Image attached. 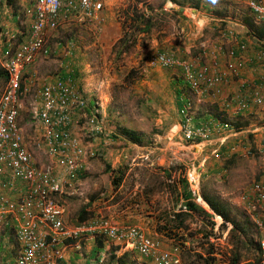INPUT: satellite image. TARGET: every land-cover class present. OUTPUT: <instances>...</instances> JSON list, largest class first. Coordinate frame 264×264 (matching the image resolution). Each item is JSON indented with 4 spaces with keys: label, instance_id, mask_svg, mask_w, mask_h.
Segmentation results:
<instances>
[{
    "label": "rangeland",
    "instance_id": "1",
    "mask_svg": "<svg viewBox=\"0 0 264 264\" xmlns=\"http://www.w3.org/2000/svg\"><path fill=\"white\" fill-rule=\"evenodd\" d=\"M32 1L28 0L30 3ZM196 2L197 0H105L102 12L103 30L100 34L95 35L83 26L70 25L60 26L52 31L51 43L48 36L51 54L43 60L50 70L42 76L43 84L57 76H63V71L74 74L76 86L88 103H92L94 107L97 102L101 106L98 109V119L106 130L104 134L94 138L82 137L83 144L91 145L86 148L87 154L82 159L85 169L80 175L77 174V184L74 180L71 181V186L64 187V194L59 197V201L65 206L63 216L67 225L81 222L77 218L84 207L88 214L84 221L101 217L116 221L105 208L119 201L116 199L113 203L116 189L112 180L114 175L121 172L127 180L143 183L142 194L134 196L127 191L120 200L122 204L128 206L137 199L144 203L147 201L149 206V198L154 208L153 216L160 220L161 209L168 206V203L170 206L176 205L175 193L169 185L176 184L179 178H186L196 188L192 180H196L194 178L200 173L199 195L203 188L218 198L238 223L245 227L246 234L234 231L228 223H220L218 229H214V224L219 219L212 216L210 209L205 211L207 215L194 213L185 219V229L178 231V234L186 237L184 242L188 243L183 252L184 264H205L206 260L209 261L208 264H230L231 258L237 253L240 257L239 264L253 262L260 256L256 242L258 228L252 214L245 207L242 196L248 192L249 185L261 177L259 170L264 164V153L254 148L255 152L246 154L240 143L242 145L239 151L234 154L228 152L229 155H226L225 150L221 147L218 149L212 142L211 134L210 138L208 136L197 144L186 141L179 126L177 92L180 89L183 101L188 100L190 115L197 124L210 126L212 115L214 117L220 112L212 110V98L197 101L192 97L186 84L181 81L183 75L179 67L166 68L158 61L159 55L172 53L177 60L193 65L200 61L209 62L213 53L210 51L207 54L204 48L212 47L214 41L223 40L222 32L218 30L227 28L218 23L215 25L216 29H213L212 23L217 21L212 20V17L228 15L233 18L236 14L242 18L250 14V9L245 0H200V3L198 0V7ZM22 7L19 8L20 19L11 22L16 29L31 26L32 20L24 13L26 4H22ZM135 12L145 18L150 25L148 29H145L146 25L142 21L134 20L135 15H138ZM116 23L119 24L118 28ZM228 27L238 29L240 26L229 23ZM19 35L24 34H17L12 42L18 44L24 40ZM202 48L204 52H201ZM58 49H61L62 54H58ZM64 54L71 56L66 57ZM64 61L70 63L67 68H64ZM40 87L36 85L31 92L22 95L20 125L25 133V141L34 151L35 160L42 164L47 162V155L45 148L36 144L40 139V124L33 116V109L38 103L37 89ZM230 100L227 101L231 102ZM247 115L227 116L226 121L231 124L232 133L248 123ZM119 128L138 132L142 136V144L125 140L120 136ZM219 132L218 136L221 137L229 133L226 130ZM213 149L220 152L218 159L213 157ZM209 162L221 172L210 175L207 172L210 170L207 168ZM203 163L204 171L201 165ZM148 189L154 190L151 196L147 194ZM71 191L74 193L71 194ZM197 202L202 205L201 200ZM156 227L148 229V234L151 233L148 236H154ZM158 235L161 234L157 232L154 238L167 245L168 242ZM162 237L165 238L164 235ZM8 240L9 243L15 241L11 235ZM14 244L16 245L15 242ZM12 254L15 256L16 251ZM211 258L215 259L213 263Z\"/></svg>",
    "mask_w": 264,
    "mask_h": 264
},
{
    "label": "built area",
    "instance_id": "2",
    "mask_svg": "<svg viewBox=\"0 0 264 264\" xmlns=\"http://www.w3.org/2000/svg\"><path fill=\"white\" fill-rule=\"evenodd\" d=\"M245 2L256 17L264 21V1ZM103 10L104 0H33L27 9L33 17L29 35L18 44L11 42L0 60L7 75V82L0 91V231L8 225L14 235L18 251L13 264H58L63 260V248L68 240L89 236L130 247L146 264H184L187 242L165 245L136 225L104 217L73 225L64 222L65 206L59 197L82 168V159L87 154L82 137L94 138L106 131L98 119L101 106L97 102L94 107L88 103L71 74L45 82L37 93L40 104L37 103L33 112L40 124L38 130L42 132L36 144L45 148L47 162L38 163L25 141L19 116L21 98L26 92L23 87L26 68L39 54L45 57L51 54L48 36L60 26L79 25L95 35L100 34ZM238 48L245 50L246 43L239 42ZM260 53L264 54V50ZM158 61L163 67L181 69L183 81L197 101L216 96L219 85L229 76H239L243 65L239 59L223 67L212 64V59L193 65L177 60L172 53L159 55ZM240 85L244 86L245 82ZM230 101L226 102L233 104L235 112H240L252 104L263 103L264 90L256 86L248 96H236ZM189 111L190 105L185 100L179 114L180 130L186 141L207 139L214 128L232 130L231 124L221 118H216L211 126H193ZM261 146L264 150V136ZM212 155L218 158V150H213ZM58 169L63 171L62 176ZM192 181L196 185L195 188L190 182L195 200L202 201L198 183ZM242 199L257 225L260 264H264V178L254 180ZM212 216L219 219L214 224V229H218L222 220L213 212Z\"/></svg>",
    "mask_w": 264,
    "mask_h": 264
},
{
    "label": "crops",
    "instance_id": "3",
    "mask_svg": "<svg viewBox=\"0 0 264 264\" xmlns=\"http://www.w3.org/2000/svg\"><path fill=\"white\" fill-rule=\"evenodd\" d=\"M14 3L15 4H12L9 0H0V26H2L0 28V44L2 46L0 47V60L2 59V55L6 47L10 45L12 41L15 40L14 36L20 33L23 34L24 32V35L22 36L25 39V37H27L30 32L29 31L30 27L26 29L24 27L23 29L20 28L16 29L11 24V22L12 21L16 22L18 19H20V9L23 8L22 4H26V7L24 8V13L25 15H28V18H30V20H32L33 17L27 12V9L31 6L32 3L28 2V0H15ZM249 16L254 18V21L257 23L262 21L258 19L251 10ZM212 20L217 21L212 23V25L214 26L213 29H216L215 25H218V23L219 25H223L224 27L225 26L227 27L218 30L219 32H222L223 40H220L219 42L214 41L215 44H213L212 42V47L204 48L207 51V54L210 51H212L213 53L212 64L214 62V64H218L219 67H223L227 65L226 63L235 61L236 59H239L243 62L239 76H229L226 81L222 82L219 85V89H220L219 93L216 94V96H212V102H214L212 106V110L215 112H220L224 120H228L227 117L228 115L241 116L242 114L246 113L248 114L247 117L249 121L247 119L246 122L248 123L243 126L241 125L240 126L241 129L236 131L235 133H232L231 130H229V133L225 134V136L222 137L218 136L220 132L217 130V128H214L212 129L211 140L214 144L217 145L218 149L221 147L223 151L225 150L224 153L226 155H229L228 152L234 154L236 153L235 151H239L240 145L242 144H243V148L246 150V154L252 151L255 152L254 148H257L259 151H261V153H264V150L261 146V138L262 136H264V102L261 104H252L249 108L242 110L240 112H235L234 107L226 102L228 99L234 100V97L236 96H241V97L248 96L251 90L256 86L264 90V54L260 53V50H264V41H259L256 38H254L252 35H250V31L247 28V25L244 24L243 21L244 19L241 18V15L235 14L233 18L232 16H228V15H224V16L215 15L212 17ZM229 23L237 24L240 27H237L238 29L230 28L228 27ZM118 25L119 24L116 23L117 28ZM19 36L20 38L22 37L21 35ZM50 36L51 33L49 34V42L51 43L53 40L50 38ZM239 42L246 43L245 50H240L238 48ZM204 49L202 48L201 52H204ZM231 51L233 54L229 55V52ZM58 54H62L61 49H58ZM64 55L66 57L71 56V54L69 55L64 54ZM44 57L45 56H43L42 54H39L35 62H33L31 65H29L26 68L25 77L23 81V87L26 89V92L24 93L25 95L31 92L33 89H35L36 85L42 87L44 80V79L41 80L42 76L46 75V72L50 70V67H48L49 65H46V62L43 60ZM64 60H67V58H65ZM64 62H65L64 68H67L70 65V63L69 61H64ZM203 63H205V61ZM67 74L70 73L68 71L67 72L63 71L62 73L63 76L61 77H66ZM50 76L52 75H49V77ZM243 81L245 82V85L241 86L240 84H242ZM6 82H7L6 72L0 65V91L4 88ZM40 88L37 90L39 91ZM38 104H40L39 100H38ZM208 116L210 115H207V117ZM216 117L217 114L214 115V117L212 115L211 120H209L210 126L213 123H215ZM20 120H21V113L19 116V122ZM200 124H197V121L192 119L193 126H199ZM179 126H180V121H179ZM38 132L41 133L42 131L38 130ZM236 134H238L237 137H233V138L231 137ZM84 146L85 148H88L91 145L86 146L85 144ZM228 148H230V150H228ZM83 163H82V168L77 171L78 175H80L81 171L85 169ZM201 165L203 167L202 171H204L205 170L204 163ZM216 167H214V164H212V162H209L207 168H209L210 170H207V172L210 173V175H212V173L215 172H221L220 169H215ZM58 172L59 175L61 176L63 175V171L61 169H58ZM259 172H260L259 175H261L260 178H264V164L262 165L261 170H259ZM199 174L200 173H198L194 178L196 179L194 180V182L199 183ZM71 181H74V183L77 184L76 177L73 178ZM71 181L69 186L72 185ZM142 184L143 183L137 180H132V179L127 180V177H124L119 187L115 188L116 191L113 196L115 197L113 203L116 202V199H119V201L114 203L113 205L106 207L105 209H108V212L112 216L111 218L115 219L117 222L136 225L140 229H142L146 235L151 236L150 232H149L150 234H148V229L149 228L152 229L157 225L168 226L167 223L170 222V220L172 219L171 216L173 212H179L180 205H178L179 204L178 203L175 206L173 205L170 206V204L168 203V206L160 210L163 215V219L158 220V218L155 219V216H153L154 208L151 205L152 201H150L149 198H148L149 200L148 203L150 202L149 206L146 204L147 201H145L144 203V201H137V199H135V201H133L131 205H128L129 207L126 206L125 204H122L123 202L120 200L122 198V195L124 193L126 194L127 191H129V194L132 193L134 196L141 195L143 192ZM145 185L146 184H144V186ZM147 192H148L147 194L151 196V193L154 192V190L148 189ZM70 193L72 194L74 192L71 191ZM201 202L202 205L199 203L198 205H200V207L204 211L206 212L209 211L208 210L209 208L205 204V202L203 200ZM244 204L246 207V203ZM150 208H152L153 211L150 210ZM8 233L14 237L12 231L9 229V226L6 225L0 231V246L2 249L0 250V264H13L15 258L13 257L14 255L12 253L13 251L14 252L18 251L17 245L14 244L15 241L13 243H9L8 239L10 235ZM153 233L154 236L152 237H156L157 232L155 233L154 231ZM158 236L159 238L161 237L162 239H165L168 242V244L172 243L171 239L162 237V234ZM63 251H64L63 260L60 261L58 264H137V261H139V264H142L141 258L137 255L135 251H133L132 248L124 247L122 244H118L113 241H108L103 238L96 239L93 236L81 238L79 240H68L67 245L65 246V248H63Z\"/></svg>",
    "mask_w": 264,
    "mask_h": 264
},
{
    "label": "trees",
    "instance_id": "4",
    "mask_svg": "<svg viewBox=\"0 0 264 264\" xmlns=\"http://www.w3.org/2000/svg\"><path fill=\"white\" fill-rule=\"evenodd\" d=\"M12 4H15V0H9ZM33 2V1H32ZM196 7H198V0L196 2ZM138 14V12H135ZM244 19V24L247 25V28L250 31V35H252L254 38H256L259 41H264V21H261L259 23L255 22L254 19L249 16L245 15L242 17ZM134 20H140L144 23L145 29H148V23L143 18L141 15H135ZM137 27V26H136ZM74 77V74H71ZM182 83L185 85L183 80H181ZM180 81V84H181ZM178 99L177 101L179 102V109L181 108V105L183 102V97H182V89L177 92ZM220 115H217L216 118H219ZM119 134L121 137H123L125 140H127L130 143L141 145L142 144V136L134 131L130 130L128 128H119ZM200 141L196 140L193 143H199ZM109 169V166H107ZM114 170L112 171V173ZM119 172V171H117ZM124 177V173L119 172L118 175H114V178L112 180L113 187L117 188L122 179ZM172 187V192L175 193V198L177 199L175 204L180 205L179 206V212H173L172 214V219L170 222H168V226L166 225H158L155 230L158 233H161L164 235L166 238L171 239L173 244H183V242L186 240V237H183L182 234H178L179 230H184L185 229V219L189 218L192 216L194 213L202 214V215H207L206 212L196 203L195 199L196 196L193 195V192L190 188V183L187 181L186 178H179V181H177L176 184L169 185V187ZM179 191V192H178ZM200 197L201 199L205 202V204L209 207V209L218 217H220L223 221L222 224H231L232 229L234 231H239L242 232L243 234H246L245 227L241 224L238 223V220L231 215V213L228 211L227 207L215 196L210 195L207 191H205L203 188L200 190ZM88 214L86 213V208H83L80 210V216H78L77 221L83 222L87 218ZM161 219H163V215H160ZM172 229V231H171ZM171 231V232H169ZM168 232V233H167ZM257 242V241H256ZM258 246V243H257ZM259 250V247H258ZM198 258H201L200 255H198ZM239 253L235 254L230 261V264H239ZM214 258H211L210 261L212 263L214 262ZM261 255L259 258L255 259L253 262H245L242 264H260L261 263ZM142 261V260H141ZM143 264H146V262H143ZM209 261L206 260L205 264H208Z\"/></svg>",
    "mask_w": 264,
    "mask_h": 264
},
{
    "label": "clouds",
    "instance_id": "5",
    "mask_svg": "<svg viewBox=\"0 0 264 264\" xmlns=\"http://www.w3.org/2000/svg\"><path fill=\"white\" fill-rule=\"evenodd\" d=\"M184 82V81H183ZM219 118H221V119H223V117L222 116H220ZM180 121V120H179ZM193 143V142H192Z\"/></svg>",
    "mask_w": 264,
    "mask_h": 264
}]
</instances>
